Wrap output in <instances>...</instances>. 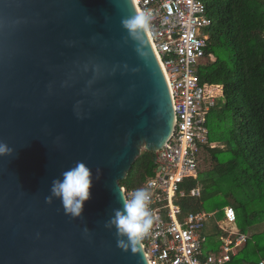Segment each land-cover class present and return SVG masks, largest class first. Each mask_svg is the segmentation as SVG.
Here are the masks:
<instances>
[{"label": "water", "instance_id": "obj_1", "mask_svg": "<svg viewBox=\"0 0 264 264\" xmlns=\"http://www.w3.org/2000/svg\"><path fill=\"white\" fill-rule=\"evenodd\" d=\"M136 14L134 0H0V141L13 149L0 156V264H148L104 226L142 149L175 127L148 33L142 46L121 23ZM77 161L94 179L71 218L45 197Z\"/></svg>", "mask_w": 264, "mask_h": 264}, {"label": "trees", "instance_id": "obj_2", "mask_svg": "<svg viewBox=\"0 0 264 264\" xmlns=\"http://www.w3.org/2000/svg\"><path fill=\"white\" fill-rule=\"evenodd\" d=\"M207 9L212 25L204 51L214 59L199 66L198 76L207 94L218 92L206 114L209 141L199 157L198 176L181 185L187 192L199 186L201 195L177 202L182 214L214 213L203 229L211 249L221 233L216 221L231 205L236 228L251 235L224 264H258L264 259V231H256L264 223V0H207ZM154 158L142 149L120 181L126 192L143 187L155 173Z\"/></svg>", "mask_w": 264, "mask_h": 264}, {"label": "built area", "instance_id": "obj_3", "mask_svg": "<svg viewBox=\"0 0 264 264\" xmlns=\"http://www.w3.org/2000/svg\"><path fill=\"white\" fill-rule=\"evenodd\" d=\"M139 13H150L148 32L163 67L173 102L175 127L155 154V173L143 187L152 192L150 209L156 220L143 238L148 264H224L247 242L249 235L236 228V212L223 207L216 221L221 231L216 248L204 251L206 221L214 215L204 210L182 214L178 199L200 197L199 186L181 189L187 179L198 176V161L208 143L206 114L215 104L218 90L205 96L198 68L214 56L205 54L208 28L212 25L207 0H134ZM133 191L126 192L130 198ZM258 264H264L260 260Z\"/></svg>", "mask_w": 264, "mask_h": 264}, {"label": "clouds", "instance_id": "obj_4", "mask_svg": "<svg viewBox=\"0 0 264 264\" xmlns=\"http://www.w3.org/2000/svg\"><path fill=\"white\" fill-rule=\"evenodd\" d=\"M151 21V14L142 12L122 18L121 23L129 35L143 46L145 34L152 30ZM140 53L143 54L142 51ZM12 152L11 147L0 141V156L11 155ZM93 179L92 170L83 161H77L59 178L53 179L50 195L45 197V202L51 203L53 198H58L66 215L81 217L84 202L90 198ZM121 200L122 207L113 209V215L104 226L115 228L118 247L136 251L137 245L150 232L157 219L149 207L152 192L149 187H140L131 193L130 198L124 196ZM84 230L88 231L86 227Z\"/></svg>", "mask_w": 264, "mask_h": 264}, {"label": "rangeland", "instance_id": "obj_5", "mask_svg": "<svg viewBox=\"0 0 264 264\" xmlns=\"http://www.w3.org/2000/svg\"><path fill=\"white\" fill-rule=\"evenodd\" d=\"M210 28V27H209ZM207 95V93L205 92V96ZM207 97V96H206ZM202 159H203V157H202ZM201 159V162H200V167H202L203 168V166H204V159L202 160ZM207 163V162H206ZM223 210V209H222ZM256 231L257 232H262V231H264V223H262V224H260V225H257V227H256ZM205 232H206V229H205ZM248 234H250V232L248 233ZM251 235V234H250ZM212 244H211V242H210V240H208L207 239V241H206V243H205V245H204V251L206 252V251H208L209 249H211V246ZM215 245V244H214ZM264 260V259H263Z\"/></svg>", "mask_w": 264, "mask_h": 264}, {"label": "crops", "instance_id": "obj_6", "mask_svg": "<svg viewBox=\"0 0 264 264\" xmlns=\"http://www.w3.org/2000/svg\"><path fill=\"white\" fill-rule=\"evenodd\" d=\"M205 236H206V238L208 239V236H207V234H209V233H203ZM205 245V244H204ZM213 249V248H212ZM212 249H209V250H212ZM208 250V251H209Z\"/></svg>", "mask_w": 264, "mask_h": 264}]
</instances>
